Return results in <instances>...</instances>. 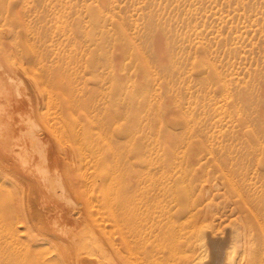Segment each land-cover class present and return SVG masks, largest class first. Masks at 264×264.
I'll list each match as a JSON object with an SVG mask.
<instances>
[{"label": "rangeland", "instance_id": "374dc122", "mask_svg": "<svg viewBox=\"0 0 264 264\" xmlns=\"http://www.w3.org/2000/svg\"><path fill=\"white\" fill-rule=\"evenodd\" d=\"M2 43H32L47 50L53 63L57 47L67 51V60L75 54L84 59L93 49L101 58L113 59L126 88L115 97L116 108L123 110L115 127L123 131L121 138L128 137L124 151L129 172L148 178L144 198L133 206L130 218L157 222L177 211L179 205L160 184L167 188L172 177L187 174L195 186L193 198L200 200L198 226L207 225L222 236L240 215L252 218L239 198L240 193L264 197V0H0V47ZM108 95L105 89L96 94L104 104ZM175 162H193L194 168L178 171ZM141 186L139 192L134 186V199ZM90 190L82 200L88 194L96 199V187ZM111 190L99 196V221L112 216ZM15 200L0 204V245L10 242L12 258L26 261L21 264L45 258L50 264H66L52 247L57 244L43 240V226L26 222L30 233H25L28 225H20L27 208ZM205 204L206 217L200 212ZM256 206L253 211L259 210ZM10 209L13 215L20 211L21 224L16 223L18 213L8 217ZM13 228L19 230L15 236ZM201 238L191 241L199 244L197 254L200 259L204 255L205 264L212 249L208 237ZM186 241L180 239V247ZM182 247L176 256L184 259L191 252ZM242 249L233 245L232 258Z\"/></svg>", "mask_w": 264, "mask_h": 264}, {"label": "bare ground", "instance_id": "6f19581e", "mask_svg": "<svg viewBox=\"0 0 264 264\" xmlns=\"http://www.w3.org/2000/svg\"><path fill=\"white\" fill-rule=\"evenodd\" d=\"M52 50L54 63L47 50L32 43H5L0 47V204L10 205L19 199L27 208L24 214L19 211L25 223H20L23 219L18 211L16 223L21 227L26 222L43 226V240L57 244L52 247L66 264H203L204 255L200 259L197 254L199 244L191 241L198 240V235L202 241L207 236L212 249V259L205 264H250L249 258L251 264H264V197L256 200L240 193L239 204L252 218L240 215L234 220L235 227L218 236L207 225L198 226L200 200L193 198L195 186L187 174L172 177L167 188L160 184V189L179 205L177 211L157 222L129 217L133 206L144 198L146 190L142 189L147 188L148 178L129 172V157L124 151L128 137L121 138L123 131L115 127L123 112L122 107L116 108L115 97L124 93V80L115 74L113 59H102L97 49L84 59L75 54L69 60L63 47ZM105 84L108 86L104 88ZM104 89L109 93L106 104L96 96ZM174 165L187 173L194 168L193 162ZM230 185L237 190L235 182ZM94 186L96 199L89 195ZM134 186L143 187H139L142 193L135 199ZM109 189L108 211L112 216L99 221L95 215L99 196H106ZM85 192H89L88 200L81 198ZM257 204L259 210L253 211ZM207 208L205 204L201 209L202 216L206 217ZM13 209L8 212L9 218ZM29 226L23 227L25 233ZM12 231L15 236L19 230ZM185 237L187 241L180 247V239L185 241ZM237 243L243 248L242 254L232 258L230 248ZM10 244L0 245V264L26 262L12 258ZM182 245L191 252L184 259L176 256ZM30 263L48 264L49 259H33Z\"/></svg>", "mask_w": 264, "mask_h": 264}]
</instances>
